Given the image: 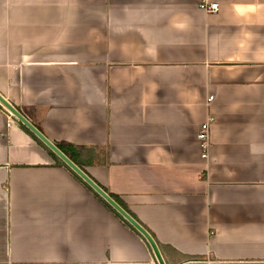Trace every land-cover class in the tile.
Instances as JSON below:
<instances>
[{
  "label": "crops",
  "instance_id": "crops-1",
  "mask_svg": "<svg viewBox=\"0 0 264 264\" xmlns=\"http://www.w3.org/2000/svg\"><path fill=\"white\" fill-rule=\"evenodd\" d=\"M211 1L0 0V93L166 264H264V0ZM0 264L159 262L0 107Z\"/></svg>",
  "mask_w": 264,
  "mask_h": 264
},
{
  "label": "water",
  "instance_id": "water-1",
  "mask_svg": "<svg viewBox=\"0 0 264 264\" xmlns=\"http://www.w3.org/2000/svg\"><path fill=\"white\" fill-rule=\"evenodd\" d=\"M0 104L8 110L15 118L26 125L38 138H40L63 162L69 165L80 177H82L101 197H103L113 208H115L129 223H131L147 240L159 264H166L161 249L150 234L134 217H132L121 205H119L102 187H100L79 165L74 163L60 148L40 131L21 111L9 102L0 93Z\"/></svg>",
  "mask_w": 264,
  "mask_h": 264
},
{
  "label": "trees",
  "instance_id": "trees-1",
  "mask_svg": "<svg viewBox=\"0 0 264 264\" xmlns=\"http://www.w3.org/2000/svg\"><path fill=\"white\" fill-rule=\"evenodd\" d=\"M0 107L3 108L0 104ZM21 126L30 133L41 145H43L46 150L56 159L57 163L66 167L76 178H78L88 189H90L101 201L102 203L110 210L112 213H114L120 221H122L126 226H128L132 231H134L138 236H140L149 246V243L144 238V236L131 224L129 223L115 208H113L103 197H101L82 177H80L69 165H67L65 162H63L40 138H38L26 125H24L21 121H19ZM60 150L67 155L74 163L79 165L100 187H102L119 205H121L132 217H134L143 227H145L150 234L154 237L156 242L158 243L159 247H161V243L157 239L154 232L140 219L138 216L129 208V206L116 194L110 192L108 188L103 186L100 182H98L93 176H91L80 164V162L77 161V159L74 157V152L77 150L73 148V150L65 145H58L56 144Z\"/></svg>",
  "mask_w": 264,
  "mask_h": 264
},
{
  "label": "built area",
  "instance_id": "built-area-1",
  "mask_svg": "<svg viewBox=\"0 0 264 264\" xmlns=\"http://www.w3.org/2000/svg\"><path fill=\"white\" fill-rule=\"evenodd\" d=\"M200 7L210 13H218L220 11V3L211 0H200ZM213 99V96H211ZM210 136V122H205L201 125L198 133L202 156L205 158L208 154Z\"/></svg>",
  "mask_w": 264,
  "mask_h": 264
}]
</instances>
